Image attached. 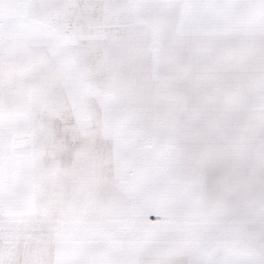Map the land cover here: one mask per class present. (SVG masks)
<instances>
[{
  "label": "snow or ice",
  "instance_id": "obj_1",
  "mask_svg": "<svg viewBox=\"0 0 264 264\" xmlns=\"http://www.w3.org/2000/svg\"><path fill=\"white\" fill-rule=\"evenodd\" d=\"M0 264H264V0H0Z\"/></svg>",
  "mask_w": 264,
  "mask_h": 264
}]
</instances>
